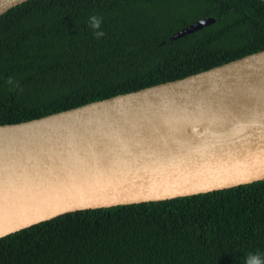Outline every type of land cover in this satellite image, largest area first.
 <instances>
[{
	"label": "trees",
	"instance_id": "obj_1",
	"mask_svg": "<svg viewBox=\"0 0 264 264\" xmlns=\"http://www.w3.org/2000/svg\"><path fill=\"white\" fill-rule=\"evenodd\" d=\"M93 15L103 18L101 39ZM203 18L215 22L169 40ZM261 50V0H29L0 16V125ZM257 252L264 255V180L67 213L0 239V264H244Z\"/></svg>",
	"mask_w": 264,
	"mask_h": 264
},
{
	"label": "water",
	"instance_id": "obj_2",
	"mask_svg": "<svg viewBox=\"0 0 264 264\" xmlns=\"http://www.w3.org/2000/svg\"><path fill=\"white\" fill-rule=\"evenodd\" d=\"M27 1L0 0V16ZM214 22L200 19L169 40ZM262 180L264 50L181 79L0 125V239L67 213Z\"/></svg>",
	"mask_w": 264,
	"mask_h": 264
},
{
	"label": "clouds",
	"instance_id": "obj_3",
	"mask_svg": "<svg viewBox=\"0 0 264 264\" xmlns=\"http://www.w3.org/2000/svg\"><path fill=\"white\" fill-rule=\"evenodd\" d=\"M88 23L90 28L93 30V34L96 39H101L105 36V33L102 30V17L96 15L90 16ZM11 82V79H9V83ZM244 264H264V255L259 252L249 253L244 259Z\"/></svg>",
	"mask_w": 264,
	"mask_h": 264
}]
</instances>
